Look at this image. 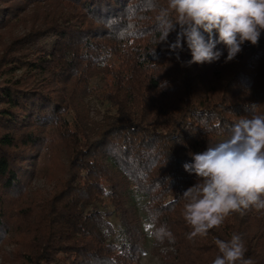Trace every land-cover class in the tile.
<instances>
[{
    "label": "trees",
    "instance_id": "obj_1",
    "mask_svg": "<svg viewBox=\"0 0 264 264\" xmlns=\"http://www.w3.org/2000/svg\"><path fill=\"white\" fill-rule=\"evenodd\" d=\"M37 5L46 8L27 31L0 47V244L13 240L23 264H141L147 242L168 264H212L214 241L238 233L246 258L264 264V211L233 213L191 240L182 215L196 183L183 168L190 153L225 138L216 126L248 115L246 105L264 114V31L228 63L218 45L219 61L191 65L186 43L179 60L157 43L167 0H0V31ZM15 67L24 70L7 76ZM98 75L109 109L91 122ZM58 152L66 176L30 200L31 176ZM162 227L174 243L157 241Z\"/></svg>",
    "mask_w": 264,
    "mask_h": 264
},
{
    "label": "clouds",
    "instance_id": "obj_2",
    "mask_svg": "<svg viewBox=\"0 0 264 264\" xmlns=\"http://www.w3.org/2000/svg\"><path fill=\"white\" fill-rule=\"evenodd\" d=\"M161 20L157 43H166L177 60L186 43L189 65L210 64L221 59L224 51L217 46L223 45L228 63L245 42L258 44L264 31V0H167ZM172 32H176L175 40L169 42ZM258 107L246 105L248 115L227 127L217 125V135L225 138L208 144L203 152L190 153L192 162L184 163V170L196 177V183L182 194V215L192 229L187 239L207 236L233 213L264 211V114H258ZM156 239L175 242L171 231L163 227ZM214 243L218 254L212 264H254L246 258L241 234Z\"/></svg>",
    "mask_w": 264,
    "mask_h": 264
},
{
    "label": "rangeland",
    "instance_id": "obj_3",
    "mask_svg": "<svg viewBox=\"0 0 264 264\" xmlns=\"http://www.w3.org/2000/svg\"><path fill=\"white\" fill-rule=\"evenodd\" d=\"M46 7L42 5L28 6L24 13H21L17 18L12 19L8 26L0 31V47L5 45L14 37L23 35L31 21L36 17L39 12H43ZM13 74L7 76H19L23 72V68L15 67ZM3 74L0 73V78ZM107 79L98 75L90 81V93L86 97V103L89 108V118L91 122L99 121L104 112L109 108L107 102L102 99V92L104 83ZM66 164L62 152H58L56 157L50 158L47 165L33 174L30 179V186L28 189V197L32 201L43 200L48 197L53 188L57 185L58 179L66 176ZM142 197L137 194L133 189L128 193L127 204L132 205L138 217L141 219L139 224L144 231L149 229V225L143 220V212L141 211ZM15 235H13V238ZM9 240V239H8ZM4 240L0 244V264H23L20 257L16 253V246L11 243L12 241ZM11 240V239H10ZM147 251L140 256L141 264H168L163 261L159 256L151 252V245L146 243Z\"/></svg>",
    "mask_w": 264,
    "mask_h": 264
}]
</instances>
